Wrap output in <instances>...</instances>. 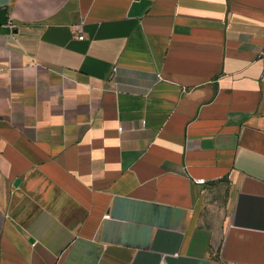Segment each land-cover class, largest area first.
Masks as SVG:
<instances>
[{
  "label": "crops",
  "instance_id": "1",
  "mask_svg": "<svg viewBox=\"0 0 264 264\" xmlns=\"http://www.w3.org/2000/svg\"><path fill=\"white\" fill-rule=\"evenodd\" d=\"M0 68V264H264V0H0Z\"/></svg>",
  "mask_w": 264,
  "mask_h": 264
},
{
  "label": "built area",
  "instance_id": "2",
  "mask_svg": "<svg viewBox=\"0 0 264 264\" xmlns=\"http://www.w3.org/2000/svg\"><path fill=\"white\" fill-rule=\"evenodd\" d=\"M79 39H80V40H83V39H84V37H83V36H81V37H79ZM2 72H3V71H2V68H0V73H2ZM106 218H107V219H109V218H110V215H107V216H106Z\"/></svg>",
  "mask_w": 264,
  "mask_h": 264
},
{
  "label": "water",
  "instance_id": "3",
  "mask_svg": "<svg viewBox=\"0 0 264 264\" xmlns=\"http://www.w3.org/2000/svg\"><path fill=\"white\" fill-rule=\"evenodd\" d=\"M32 242V240H30Z\"/></svg>",
  "mask_w": 264,
  "mask_h": 264
}]
</instances>
